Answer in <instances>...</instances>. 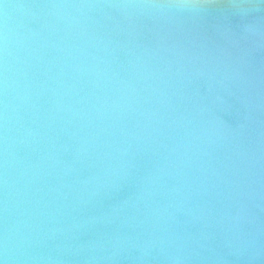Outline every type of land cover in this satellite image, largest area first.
I'll use <instances>...</instances> for the list:
<instances>
[{
  "label": "clouds",
  "instance_id": "clouds-1",
  "mask_svg": "<svg viewBox=\"0 0 264 264\" xmlns=\"http://www.w3.org/2000/svg\"><path fill=\"white\" fill-rule=\"evenodd\" d=\"M0 264H264V0H0Z\"/></svg>",
  "mask_w": 264,
  "mask_h": 264
}]
</instances>
